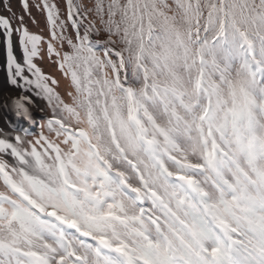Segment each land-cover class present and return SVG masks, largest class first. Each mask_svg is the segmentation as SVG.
Wrapping results in <instances>:
<instances>
[{
  "label": "trees",
  "instance_id": "trees-1",
  "mask_svg": "<svg viewBox=\"0 0 264 264\" xmlns=\"http://www.w3.org/2000/svg\"><path fill=\"white\" fill-rule=\"evenodd\" d=\"M70 2L75 110L86 125H66L56 112L49 124L60 123L68 140L87 139L101 171L92 191L66 205L79 228L42 215L31 203L3 200L2 210L10 207L17 217L8 223L0 217V264H125L98 237L136 264H182L170 258L164 240L176 256L203 264L153 193L215 257L206 258L208 264H233L188 184L178 179L190 176L218 217L234 226V236L264 248V202L238 173L242 168L264 193V0H72L79 18ZM40 139L56 161V144L45 134ZM89 173L82 171L87 179ZM80 229L94 236L83 237ZM246 260L263 264L253 255Z\"/></svg>",
  "mask_w": 264,
  "mask_h": 264
},
{
  "label": "rangeland",
  "instance_id": "rangeland-1",
  "mask_svg": "<svg viewBox=\"0 0 264 264\" xmlns=\"http://www.w3.org/2000/svg\"><path fill=\"white\" fill-rule=\"evenodd\" d=\"M70 1V5L73 4ZM67 10L70 9L66 0H0V32L8 50L7 70L17 82L13 83V88L19 92L20 84L25 93L30 92L39 108L35 123V118L30 121L31 117L26 123L16 125V122L15 127H10L0 119V197L16 203H31L42 213L62 215L63 221L75 219L74 209L66 205L76 203L75 198L82 192L92 191L95 184L92 181L101 171L87 139L68 140L66 131L59 130L60 123L49 124V118L56 112L66 118V125L74 128L86 125L83 113L75 110L78 93L70 68L75 50L74 33L66 18ZM72 10L79 18L73 6ZM121 74H124L123 68ZM19 101L28 107L25 97L19 95ZM9 105L18 117L26 113L15 103ZM25 128L27 130H23ZM40 134L56 144L62 159V176L56 163L45 153ZM188 146H192V142ZM84 169L90 172L89 180L82 175ZM16 186L21 197L16 195ZM6 199L0 198V217L8 223L17 213L10 207L6 212L2 210Z\"/></svg>",
  "mask_w": 264,
  "mask_h": 264
},
{
  "label": "bare ground",
  "instance_id": "bare-ground-1",
  "mask_svg": "<svg viewBox=\"0 0 264 264\" xmlns=\"http://www.w3.org/2000/svg\"><path fill=\"white\" fill-rule=\"evenodd\" d=\"M7 51L8 50L6 48V45L3 41L2 34L0 32V119L2 118L3 121L6 122V124H8L10 127H15L13 124L16 122H17L16 125H20L21 123H26V121H29L31 119V117H32V119L30 121L34 120V118H35V120H34V123H35V121L37 119L36 117L38 115L37 109H39V108L37 107V105L33 101V99L31 98L30 92L27 91V93H25L22 90V87L19 83H18L19 84V88H18L19 92H16L14 90V88H13L14 84L13 83L17 84V82H16V80H14L10 76V72L7 70V65L9 66V64H8L9 60H7V57H8ZM19 95L25 97L26 100L28 101V107L27 108L24 107L25 106L24 103L21 105V103L19 101ZM10 103H15L18 107L19 106L22 107L23 109H25L26 113L23 111L25 114H23V115L20 114L21 116L18 117L19 115H16L13 111H11V106L9 105ZM18 103H20V104H18ZM30 103H32L33 106ZM6 108L8 110H6ZM5 111L6 112L9 111V112L6 114H3L2 112H5ZM32 124H33V122H32ZM23 130H27V128H25ZM29 166L31 169L33 168V166L31 164H29Z\"/></svg>",
  "mask_w": 264,
  "mask_h": 264
}]
</instances>
